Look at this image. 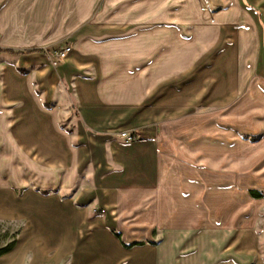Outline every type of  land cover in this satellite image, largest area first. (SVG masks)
<instances>
[{
    "label": "crops",
    "instance_id": "0c3cea01",
    "mask_svg": "<svg viewBox=\"0 0 264 264\" xmlns=\"http://www.w3.org/2000/svg\"><path fill=\"white\" fill-rule=\"evenodd\" d=\"M5 247L264 264V0H0Z\"/></svg>",
    "mask_w": 264,
    "mask_h": 264
},
{
    "label": "built area",
    "instance_id": "2783aa9c",
    "mask_svg": "<svg viewBox=\"0 0 264 264\" xmlns=\"http://www.w3.org/2000/svg\"><path fill=\"white\" fill-rule=\"evenodd\" d=\"M71 45H68L64 48H61L57 51H55L56 60L53 62L54 64H57L65 59L69 51L71 50ZM119 136L124 138L125 140H134L136 137L135 132H128V131H121L119 132Z\"/></svg>",
    "mask_w": 264,
    "mask_h": 264
},
{
    "label": "rangeland",
    "instance_id": "374dc122",
    "mask_svg": "<svg viewBox=\"0 0 264 264\" xmlns=\"http://www.w3.org/2000/svg\"><path fill=\"white\" fill-rule=\"evenodd\" d=\"M217 95H218V93H217ZM192 113H199V114H201V113H206L207 111H205V110H201V109H195V110H190ZM168 120H170V118H168ZM173 120H175V119H173ZM162 126H160V128H161ZM136 134V133H135ZM247 137H249V136H247ZM122 138V137H121ZM135 138H137V136L135 137ZM134 138V139H135ZM122 140H124L125 142H130V141H132V140H130V141H128V140H125L124 138H122Z\"/></svg>",
    "mask_w": 264,
    "mask_h": 264
},
{
    "label": "trees",
    "instance_id": "16d2710c",
    "mask_svg": "<svg viewBox=\"0 0 264 264\" xmlns=\"http://www.w3.org/2000/svg\"><path fill=\"white\" fill-rule=\"evenodd\" d=\"M7 249H8V247L1 248V249H0V254L3 253L4 251H6Z\"/></svg>",
    "mask_w": 264,
    "mask_h": 264
}]
</instances>
